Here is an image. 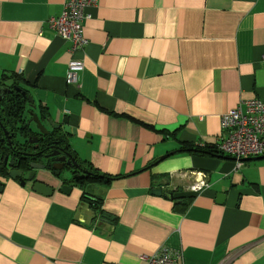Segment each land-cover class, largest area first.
<instances>
[{
  "label": "crops",
  "instance_id": "obj_1",
  "mask_svg": "<svg viewBox=\"0 0 264 264\" xmlns=\"http://www.w3.org/2000/svg\"><path fill=\"white\" fill-rule=\"evenodd\" d=\"M67 1L0 0V81L67 119L68 151L114 179L93 216L71 182L65 194L39 174L44 196L0 174V264H146L162 247L175 264H264V158L187 147L216 141L241 101H264V0H98L73 53L48 24ZM196 173L208 186L191 194Z\"/></svg>",
  "mask_w": 264,
  "mask_h": 264
},
{
  "label": "built area",
  "instance_id": "obj_2",
  "mask_svg": "<svg viewBox=\"0 0 264 264\" xmlns=\"http://www.w3.org/2000/svg\"><path fill=\"white\" fill-rule=\"evenodd\" d=\"M98 0H69L63 6L58 17L48 19V24L65 41L71 43L70 52L82 48L86 39L82 34V24L90 19L87 12L95 7ZM82 69L81 61L70 60L66 81L76 82L77 73ZM221 135L214 142H206L215 146L222 157L235 161L237 166L242 159L264 156V101L251 99L241 101L237 107L225 112L220 118ZM205 142L199 147H204ZM196 178L187 192L197 194L207 188L205 176L196 173ZM196 176V177H197ZM146 264H175L176 257L169 249L162 247L153 255L145 258ZM230 264V263H227Z\"/></svg>",
  "mask_w": 264,
  "mask_h": 264
},
{
  "label": "water",
  "instance_id": "obj_3",
  "mask_svg": "<svg viewBox=\"0 0 264 264\" xmlns=\"http://www.w3.org/2000/svg\"><path fill=\"white\" fill-rule=\"evenodd\" d=\"M8 89L9 88L4 85L0 86V103L5 98V94ZM1 90L5 91L3 92ZM13 90H16L17 92L21 93L27 99L28 109L26 111L27 120L25 121V123L28 126L31 135L27 139H23L18 132V134L15 136V133L7 129L0 121V164L6 170V174H1V176L5 179L8 178L14 181L19 180L20 185L22 186H25L27 183H30L33 192L44 196H50L53 192V188L46 185L43 181L38 178L39 174L49 173L50 176L56 178L59 182H61L60 191L62 193L68 194L71 190V186L66 183L68 180H70L69 174L72 175V172H67L66 177H63V180H66V183H64L62 179H60V169H62L63 166H61L62 164L55 163L65 161V158L70 156L69 153H64L63 157H57L56 159H54V162L53 160H49V163H54L51 165L37 163L33 161V159L30 157L43 156L44 159L48 160L55 156H61L63 150L65 151V149H62L60 147L61 143L66 145V148H68L67 139L68 137L75 135V130L68 126L67 119H64L62 123H54V121H52L48 117L42 118L39 114L35 113L36 107L33 104L32 98L29 95H26V91H22V89L18 86H15ZM46 124H48L50 127L46 128ZM54 132L56 134L60 133V137L53 136L52 133ZM24 141H26L29 145L32 146L31 149L24 148ZM13 144L16 148L22 150V152L20 153L21 158L19 159H16L15 156L10 154V151L14 149ZM46 145L47 147L44 151L47 150L48 152V150H50V152L46 154L43 153L44 151L38 153L30 152L36 151L41 146L43 147ZM168 156L169 155H166L162 157V159H165ZM219 158L224 157L219 156ZM261 158H264V156L242 159V162L256 161ZM20 166L23 168H20ZM69 167H72L78 171L81 170V166L79 163H77L75 158L71 159V164L69 165ZM83 173L86 174L87 171L84 170ZM2 185L3 184L0 183V191L2 189ZM151 194L155 196H163L165 198L172 197V193H165L161 188L152 189ZM84 199L88 203L87 206H89L90 211L94 216L97 212V209L93 208V205L97 203V199L89 196H85ZM218 199L219 201H221L223 199V196L219 195ZM83 204L86 203L83 202Z\"/></svg>",
  "mask_w": 264,
  "mask_h": 264
},
{
  "label": "trees",
  "instance_id": "obj_4",
  "mask_svg": "<svg viewBox=\"0 0 264 264\" xmlns=\"http://www.w3.org/2000/svg\"><path fill=\"white\" fill-rule=\"evenodd\" d=\"M13 82L16 84L19 83L18 80L16 79ZM0 83H3V82L0 81ZM22 91L24 90L22 89ZM27 107H28V102H27L26 97L17 91H13L10 94H8L0 103L1 123L11 132H14L15 136L19 132L20 136L23 139H27L31 135V132L25 123V121L27 120L26 118V111L28 109ZM40 113L42 114L40 115L42 118L47 117V115H44L42 111H40ZM52 135L56 137V136H59L60 133L56 134L54 132L52 133ZM23 146L25 149H29V148L31 149L32 147L26 141H24ZM187 147H189L191 150L195 151L196 153L209 155V156H215V157L222 156L219 154L215 146L211 145L210 143H206L204 147L198 146L195 148V147H192L191 145ZM187 147H185V149H187ZM76 161L77 163L80 164L81 170L78 171L74 169V171L72 172L73 176H71L70 180H68L67 182L69 183L71 182L73 183V185L83 190L82 201L85 202L86 204L88 203L84 199L85 196L96 198L97 203L93 205V208H96L97 210H99L100 197L98 194H94V192L96 191L97 188H99V185H102L104 183L107 184L108 182L113 180L114 177L97 173L87 168L83 163H80L77 159ZM84 170L87 171L86 174L83 173ZM0 174L2 175L6 174L5 168H3L1 164H0Z\"/></svg>",
  "mask_w": 264,
  "mask_h": 264
},
{
  "label": "flooded vegetation",
  "instance_id": "obj_5",
  "mask_svg": "<svg viewBox=\"0 0 264 264\" xmlns=\"http://www.w3.org/2000/svg\"><path fill=\"white\" fill-rule=\"evenodd\" d=\"M2 85H4V86H6V87L9 88V89L7 90V92H6V94H5V97H6L8 94H10L11 92L16 91V90H13V89H14L15 86H18V84L14 83V82L0 83V86H2ZM18 87H20V86H18ZM20 88H21V87H20ZM9 90H10V92H9ZM1 91H3V90H1ZM4 91H5V90H4ZM4 91H3V92H4ZM13 146H14V149H13L12 151H10V154L13 155V156H15L16 159L21 158V157H20V153L22 152V150L16 148L14 144H13ZM46 147H47V145H46V146H43V147L41 146L38 150H36V151H30V152L38 153V152L44 151ZM60 147H61L62 149H65V151L63 150V153L61 154V156H55V157L50 158V159H48V160H47V159H44L43 156H34V157H30V158H32L33 161H35V162H37V163H44V164H46V165H51V164H54V163H49V160H53V162H54V159H56L57 157H63V156H64V155H63L64 153H66V152L69 153L70 156L66 157V158H65V161L55 163V164H62L61 166H63V167H62V169H60V179H62V181H63L64 183H66V180H63V177H66L67 172H69V171H70V172H73V171H74V168L69 167V165L71 164V159H73V158H75V157L71 154V152L68 151V148H66V145H64V144L61 143ZM48 152H50V150H48ZM48 152H47V150H46V151H44L43 153L46 154V153H48ZM67 155H68V154H67ZM75 160H76V158H75ZM26 162H30V161H26ZM61 166H60V167H61ZM20 168H23V167L20 166ZM57 168H58V167H57ZM75 170H76V169H75ZM71 176H73V175H71Z\"/></svg>",
  "mask_w": 264,
  "mask_h": 264
},
{
  "label": "rangeland",
  "instance_id": "obj_6",
  "mask_svg": "<svg viewBox=\"0 0 264 264\" xmlns=\"http://www.w3.org/2000/svg\"><path fill=\"white\" fill-rule=\"evenodd\" d=\"M46 127H48V128H49L50 126H49L48 124H46Z\"/></svg>",
  "mask_w": 264,
  "mask_h": 264
}]
</instances>
